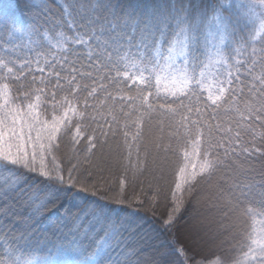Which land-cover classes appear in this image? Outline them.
<instances>
[{
  "label": "snow or ice",
  "instance_id": "obj_1",
  "mask_svg": "<svg viewBox=\"0 0 264 264\" xmlns=\"http://www.w3.org/2000/svg\"><path fill=\"white\" fill-rule=\"evenodd\" d=\"M256 7L264 8V0L240 5L233 0H97L82 33L69 38L61 32L56 45L49 41L45 47L44 33L51 31L44 15L46 3L0 0V33L36 38L32 40L36 47L29 49L35 58L25 57L19 66L0 55V174L10 177L9 183L0 185V249L5 257L0 264H141L134 259L137 250L128 243L133 234L145 243L159 241L163 251L152 264H189V260L193 264H228L215 251L209 250L200 260L187 255L189 248L204 241L210 229L201 213L189 212L184 193L194 190L198 174L210 178L221 168L239 169L229 187L220 190L211 210L227 216L257 195L264 209V171L257 180L243 168L253 156L264 159V132L256 130L264 129V72L253 76L250 87L244 86L251 99L241 108L238 96L244 92L238 75L233 77L229 71L213 90L206 83V72L199 70L210 40L223 44L231 37L236 42L237 25ZM72 23L69 21L68 26ZM260 32L264 33V11L260 12ZM125 44L135 49L137 62L131 65L124 63L128 57L121 56ZM216 54L221 55L219 46ZM129 67L135 71H127ZM120 77L124 88L118 90L135 92L127 97L139 113L132 139H139V122L145 116L163 110L170 120L179 116L181 126L191 125L192 154L203 160L198 173L185 177L183 186L176 184L170 208L160 215L163 231L154 227L155 221L149 223L148 217L141 215L143 201L133 206L136 211L125 206L123 181L120 193L108 200L96 182L90 179L83 183L74 175L78 172L76 164L66 170L55 154L64 137L76 145L86 136L89 152L96 148L98 137L101 143L106 142L109 133L92 115L99 112V106L96 102L90 105L89 98L98 101L99 90L105 100L115 102L106 84L119 85ZM124 100L121 96L120 103ZM81 101L84 109L78 111L75 105ZM49 103L50 109L41 110L42 104ZM99 105L109 114L115 111L112 104L99 101ZM225 105L234 108L239 119L233 120L234 127L209 125L201 149L199 135L206 121L200 118L207 109L216 114L213 118L218 117V110ZM48 111L55 115L42 118ZM89 116L96 123L91 133V123H86ZM112 120L117 116L113 114ZM127 136L125 131L126 142ZM188 157L185 152L188 163L181 173L191 163ZM149 210L156 215L155 206ZM245 212L253 214V209L245 208ZM259 214L264 216V211ZM8 217L15 218V231L12 225L3 224ZM161 236L166 238L160 240ZM248 240L247 250L232 264H264V228L249 234Z\"/></svg>",
  "mask_w": 264,
  "mask_h": 264
},
{
  "label": "trees",
  "instance_id": "obj_2",
  "mask_svg": "<svg viewBox=\"0 0 264 264\" xmlns=\"http://www.w3.org/2000/svg\"><path fill=\"white\" fill-rule=\"evenodd\" d=\"M38 2H45L47 6L44 15L50 21L47 28L51 31H45L43 42L45 47H48L49 41H51V45H56L57 37L61 32L69 38L76 32L82 33L97 0H38ZM233 2L240 5L258 3V0H233ZM255 9L262 11L261 7ZM69 21L73 22L71 27L68 26ZM215 23L219 24L220 21L217 20ZM256 30L254 24H249L245 18L243 22L237 25L236 42L231 37L227 38L223 44H220L217 40H210L208 50L202 58L201 68L199 69L206 72V83L213 90L218 86L219 80L225 77L229 71L233 73V77L238 75L240 81H242L240 87L243 88L244 92L242 97L238 96L240 100L238 106L241 108L245 100L250 101L251 99L248 88L244 86L248 85L250 87L253 83V76H260L264 72V33L260 31L257 33ZM34 39L36 38L27 34L20 37L19 34L14 36L9 33H0V55L17 61V66H19V62L25 57L35 58V52L29 51L30 48L36 47L35 44H32ZM14 46L15 50L13 51ZM217 46L220 48L221 55L216 54ZM57 54L59 53L57 52ZM121 56L128 57L124 63L129 65L137 62L135 49H129L126 44L121 50ZM116 59H119V57ZM33 68H35V65H33ZM121 68L125 70L123 64H121ZM126 70L129 72L135 71L132 67ZM35 74L40 75L39 73ZM25 75L28 76L29 80L31 79L30 75L27 73ZM112 75L115 76V73L113 72ZM118 79L121 81L119 85L106 84L108 90L116 97L115 102L105 100L104 93L99 92V90L97 92L98 101L89 98L90 105L96 102L99 106V112L92 113V115H96L98 123L103 124L104 130L109 133L106 142L101 143L98 137L95 141L96 148L89 152L86 136L76 145L72 144L69 137H64L59 142V148L55 154L66 170L76 164L78 172L74 175H79V179L83 183H88L90 179L96 182L101 191L107 193L106 199L108 200L120 193L121 181H123L124 195L127 198L125 206L129 207L130 211H136L138 209L133 206L143 201L144 209L140 210L141 215L147 216L149 223L155 221L154 227L163 231L159 223L160 215L170 208L176 184L181 183L183 186L185 177L190 176L194 171L198 173L199 165L203 163V160L199 155L192 154L194 150L192 148V138L189 136L191 125L181 126L179 116L175 120H170L168 115L163 114V110L161 113H153L151 117L145 116L139 122L141 135L138 140H133L132 137L137 131L136 117L139 113L127 97L135 95V92L134 90L119 91L118 89L124 88V84L123 77ZM85 82L90 83V81ZM13 83L16 82L13 81ZM233 86H235V81ZM22 91L23 88H21V93ZM121 96L125 97L123 103H120ZM204 96L205 98L207 96L206 90H204ZM225 96L227 97V93H225ZM99 101H103L104 104H112L115 109L114 113L109 114L106 108L99 105ZM136 103L139 104L138 101ZM45 107L50 109L51 104H42L41 110ZM75 107L78 111L83 110V101ZM218 111L220 115L213 118L216 114L212 113L211 109H207L200 118L202 121H206L199 135L201 149H203L207 139L209 125L221 124L225 128L234 127L233 120L239 119L235 109L228 105ZM89 112H91V109H89ZM125 113H128V115L125 116ZM113 114L117 116L116 121L112 120ZM53 115L55 113L48 111L47 115L42 116V118L50 119ZM79 118L74 117V120ZM195 118L196 116L193 114L192 119ZM86 123H91V127L88 129V132L91 133L92 128L96 127V123L92 122L91 116H89ZM256 130L257 132H264V129L259 127ZM113 131L115 135L112 134ZM125 131L128 132L127 142L124 137ZM258 141L259 137H257ZM185 152L189 153L188 160L191 163L188 164L186 171L181 173L180 169L188 163L184 158ZM243 168L249 170V175L255 174L258 180V174L264 171V159H261L258 155L253 156L243 164ZM251 170H254V172ZM89 172L92 173L91 177L88 176ZM238 172L239 169L221 168L210 178L207 176L201 177L198 174V183L194 190L191 194L184 193L185 206L189 209V212L201 213L204 224L210 229L207 236L212 238L208 247L196 244L194 247L189 248L187 250L189 257L200 260L210 250L222 255L228 261V264H232L234 258L239 257L242 251L247 250L246 245L250 243L248 235L264 228V216L259 214L264 211L260 206L261 197L259 195L255 196L244 207L230 211L227 216L211 210L212 205L220 195V190L227 189ZM239 178L243 180L244 176ZM9 182V174H0V185ZM36 194L43 195L39 192ZM153 206L156 208L155 216L149 210ZM248 207L253 209V214H246L245 208ZM3 224L5 226L12 225V231H15L18 226L13 217L4 219ZM181 224H183V220ZM144 227L147 228V224ZM8 230L7 227L3 229L4 232ZM165 238V236H161L160 240ZM128 243L137 250V257H134V259L138 258L141 264H152L153 261L160 259V252L163 251L159 247L158 240L145 243L135 234L132 235ZM2 252L3 250L0 249V259L5 258ZM189 264H193V261L189 260Z\"/></svg>",
  "mask_w": 264,
  "mask_h": 264
},
{
  "label": "rangeland",
  "instance_id": "obj_3",
  "mask_svg": "<svg viewBox=\"0 0 264 264\" xmlns=\"http://www.w3.org/2000/svg\"><path fill=\"white\" fill-rule=\"evenodd\" d=\"M262 8V7H261ZM262 11H264V8H262ZM260 12L256 9H253L251 14H248L247 12L245 13V18L246 21L249 22V24H254V28L257 31H260ZM217 41L219 42V40L217 39ZM220 43V42H219ZM211 237L210 236H206L203 242H198L197 244L199 246H205L208 247L211 243Z\"/></svg>",
  "mask_w": 264,
  "mask_h": 264
}]
</instances>
